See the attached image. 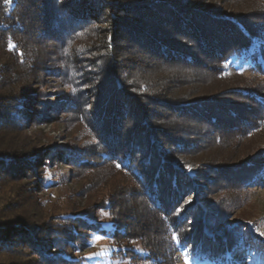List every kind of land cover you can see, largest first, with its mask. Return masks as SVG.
<instances>
[{"label":"trees","instance_id":"16d2710c","mask_svg":"<svg viewBox=\"0 0 264 264\" xmlns=\"http://www.w3.org/2000/svg\"><path fill=\"white\" fill-rule=\"evenodd\" d=\"M208 1L0 0V50L6 56L2 61L0 51V102L5 105L0 110V123L13 130L25 127L21 122L28 107L27 86L7 85L13 67H27L29 56L37 51V40L51 35L46 32L50 26L62 44L69 35L77 44L75 49L69 48L74 63L68 65L66 75L72 92L64 103L75 109L80 122L92 127L93 148L76 149L68 164L72 160L77 169L109 165L127 175L130 182L123 185L126 193L138 197L146 219L132 228L131 217L123 220L118 205L107 198L101 206L76 216L49 214L39 223L22 217L1 221L0 247L11 251L29 245L34 260H22L23 264H82L83 258H74L73 254L77 243L86 240L83 233L87 230L88 235L96 233L112 239L115 244L107 257H119L129 264H172L180 247L201 260H215L229 253L232 238L226 237L221 247L216 236L212 242L206 240L209 225L217 222L222 210L216 211L213 199L204 194L214 185L217 194L227 186L234 189L251 182L264 170V149L248 146L241 158L233 160L232 152L224 162L214 155L205 157L206 161L188 158L200 146L211 143L233 147L264 130V7H258L255 15L246 19L215 9ZM155 16L166 23L154 24ZM104 25L107 34L101 33L99 40L97 31L105 30ZM127 28L131 35L141 37L142 48L156 56L155 63L180 61L185 65L168 63L162 67H175L176 75L193 71L199 76L192 80L201 84L211 77L225 81L226 64L242 58L250 59L259 75L244 82V88L229 90L225 86L196 97L195 87L182 94L187 99L161 100L156 83L142 76L145 69L137 70V59L128 57V63L121 62L123 56L115 48L120 31ZM190 40L194 43L188 44ZM41 115L39 111L35 116L39 119ZM149 116L158 121L150 123ZM35 144L29 143L19 151L21 157L13 160L7 148L1 149L0 170L24 175L33 172L39 155ZM204 162L214 163L208 166L218 177L205 174L204 167L199 166ZM29 181L32 193L39 182L37 175ZM189 190L195 191L196 198L183 205L181 198ZM105 213L109 215L107 220L102 218ZM22 253L28 250L22 249ZM0 261L15 264L10 258Z\"/></svg>","mask_w":264,"mask_h":264},{"label":"rangeland","instance_id":"374dc122","mask_svg":"<svg viewBox=\"0 0 264 264\" xmlns=\"http://www.w3.org/2000/svg\"><path fill=\"white\" fill-rule=\"evenodd\" d=\"M207 3H210L215 9H224L236 16H246V19L254 16L258 7H264V0H209ZM106 12L102 13V18ZM158 15H162V13ZM166 15L170 16L168 12ZM153 19L156 21L154 24L163 26V22L166 23L165 20L161 21L157 17ZM179 25L180 22H178ZM104 26L105 30L97 31L99 40H102V34L104 36L107 34L106 25ZM129 30L130 28L120 31L121 37L118 39L115 49L119 50L123 56L121 62L128 63L130 61L128 57L137 59V70L145 69L142 76L156 83L157 91L160 90L168 96L165 97L166 95L159 94V92L157 97H160L161 100L187 99L188 96L184 98L185 93H188L189 88L194 89L195 87L198 88V92L194 94L196 97L220 90L225 86L230 87L229 90L244 88V82L259 75L252 61L242 58L226 64L225 76L227 79L225 81L211 77L208 82L203 81L204 83L201 84L197 80H192L194 76H199L195 75L193 71L186 70L182 75H176L175 67H162L168 63H181L180 61L166 62L163 60L161 63H155L156 56L142 48L144 41L140 39L139 35H131L132 31ZM46 32L51 35L49 37L44 35L37 40V51L33 50V56H29L26 65L28 68L23 65V69L19 70L14 66V73L10 74L7 84L13 88L27 86L25 96L28 97V107L27 110H23L21 123L25 122L24 128L13 130L0 123V150L7 148V154L14 155L11 158L13 160L16 156L21 157L19 151H24L33 141L36 143L34 147L39 155L32 168L33 172L26 171L24 175L20 171L11 173L10 171L4 172L3 169L0 170V222L22 217L26 221L33 219L34 223H39L43 220V216L49 214L76 216L80 211L93 206L94 208L101 206L105 199L110 198L118 205L117 211L120 217L123 220L131 217L129 222L131 227L135 228L139 225V220L143 223L146 222V219L141 206L138 205V197L135 194L126 193L127 187L123 185L125 182H130L127 180V175L118 172L109 165L93 169H77L78 166L74 165L72 160L71 164H68L71 153L75 154L76 149L91 150L93 148V131L91 126L90 128L89 125L78 120L74 115V108L64 103V100L68 99L72 92L70 80L68 82L66 75L68 65L74 63L69 55V48L75 49L77 43L75 41L72 43L73 38L69 35L68 39L64 38L63 44L57 41L60 36H55L52 26ZM85 37L86 41L88 38ZM189 43H194V41L190 40ZM0 51L2 61H4L6 56L2 50ZM192 66L197 68V66ZM71 67L76 69L75 64H72ZM237 75L244 78L237 77ZM176 76L183 79V83L179 82ZM182 94L184 95L182 96ZM4 106L0 102V110L3 111ZM161 110L165 112L167 109L161 108ZM39 111L42 112V115L38 119L35 115ZM157 121L149 116L150 123ZM193 130L196 129L193 128ZM263 131L257 136L249 135V138L243 139L242 143L238 145L233 144L234 148L231 145L228 148L217 147L211 143L205 147L200 146V149L191 154L188 159L206 161L205 157L214 155L217 161L224 162V159L228 158L232 152L233 160L241 158L242 153L249 150L245 149L248 146H255L262 151L264 149ZM69 148H72L71 151ZM47 152H50L51 155H47ZM212 164L214 163L204 162L199 166L204 167L205 174L218 177L209 169L208 165ZM18 174H21V177H18ZM32 175H37L39 182L34 189L32 188L33 192L31 193L29 180ZM220 180L217 182L218 185H220ZM208 187H213V185L209 184ZM215 190L214 185L210 193L204 195L213 199L216 211L218 208H220L219 212L222 211L219 213L220 215L218 214L217 222L209 225L205 237L207 241L212 242L213 237L216 236L219 247L226 237L232 238L233 245L229 253L220 254L215 260H201L192 255L188 249L180 247L173 257L172 264H185L186 258L188 264H264V236L259 234L264 232V170L258 173L251 182L244 183L240 188L233 189L227 186L217 191V194ZM196 195L195 191L189 190L186 196L181 198V203L183 205L190 203L196 198ZM102 218L107 220L109 215L105 213ZM76 228L78 229V227ZM88 232L85 230L83 233L86 240L78 242L75 246L74 258H83L82 264H129L127 260L119 257H107V253L115 244L112 239L96 233L88 235ZM134 244L138 245V242L136 241ZM28 246L15 247L11 251L10 248L0 247V260L10 258L15 264H23L22 260L29 263L34 260L32 258L34 254L30 248L28 249ZM22 249L28 250V253L23 254ZM91 253H95V255H89Z\"/></svg>","mask_w":264,"mask_h":264},{"label":"snow or ice","instance_id":"6c2138e0","mask_svg":"<svg viewBox=\"0 0 264 264\" xmlns=\"http://www.w3.org/2000/svg\"><path fill=\"white\" fill-rule=\"evenodd\" d=\"M10 47H14V45H10ZM120 165H117V167H119ZM189 167V169H191V166H188ZM261 236H264V232H260L259 233ZM97 239H99L100 237H96ZM173 239H175V240H177V242L179 243V237L178 236H176V235H174L173 236ZM89 255H95V253H91V254H89ZM185 264H188V260H187V258L185 259Z\"/></svg>","mask_w":264,"mask_h":264}]
</instances>
